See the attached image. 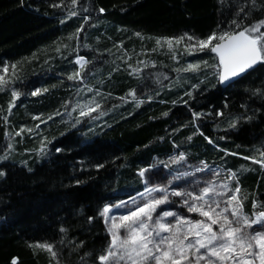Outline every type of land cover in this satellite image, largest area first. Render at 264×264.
Returning <instances> with one entry per match:
<instances>
[{
  "label": "trees",
  "instance_id": "obj_1",
  "mask_svg": "<svg viewBox=\"0 0 264 264\" xmlns=\"http://www.w3.org/2000/svg\"><path fill=\"white\" fill-rule=\"evenodd\" d=\"M241 8V19L251 10L248 24L264 19V0H0V69L7 65L5 79L14 82L0 88V156L9 157L8 134L24 124L40 123L47 138L42 155L16 147L0 163V264L13 257L18 264H99L110 240L104 205L136 196L144 186L138 169L162 167L181 152L189 165L235 171L244 210L251 214L253 200L264 210V165L256 163L264 160V95L255 94L264 93V63L224 87L203 65L194 75L177 71L214 64V53L188 54L187 40L171 49L157 44L226 29ZM78 55L88 59L83 76L96 71L88 91L102 110L96 119L79 118L77 91L67 81L80 72ZM129 64L143 71L133 74ZM13 89L20 97L9 115ZM36 242L53 244L57 256Z\"/></svg>",
  "mask_w": 264,
  "mask_h": 264
},
{
  "label": "snow or ice",
  "instance_id": "obj_2",
  "mask_svg": "<svg viewBox=\"0 0 264 264\" xmlns=\"http://www.w3.org/2000/svg\"><path fill=\"white\" fill-rule=\"evenodd\" d=\"M255 2L256 0H252L253 6ZM72 3L76 4L77 0H72ZM99 11L103 13L105 9L100 8ZM241 12H244L243 8L236 13V18L231 20L226 29L218 26V31H212L204 38L185 33L179 37L158 38L157 44L166 41L171 49L173 42L180 44L187 40L188 43L184 44V48L188 54L205 50L214 53V64L198 61L189 63L187 68L177 71H199L203 65L212 69L213 77L218 83H231L232 78L253 69L259 63H264V30H262L264 19L248 24L246 21L251 10L245 12L242 19ZM76 14L70 12L71 16ZM81 30L78 29L77 33ZM136 35L139 36L140 33ZM86 63L87 59L84 56L78 55L75 59V64L79 65L80 69H83ZM149 63L155 67V61H137V64H142L144 68H147ZM15 67L16 65H12L13 69ZM128 68L133 74L143 71L142 68L133 67L131 64ZM3 72H9L7 65L3 66ZM68 78L84 79L79 71L69 75ZM10 83L14 82L0 75V88ZM198 87L199 84L193 85V88ZM40 91L36 89L32 95H37ZM131 92L135 97V90ZM255 94L264 95L260 89H256ZM19 95L20 93L13 89V101ZM185 95L191 93L185 92ZM136 102L143 103L142 100ZM173 103L175 104L176 101ZM93 104L95 107L92 106ZM12 106L10 103L9 111ZM77 107L80 108V117H85L100 108V104L93 98L83 106L77 104ZM75 110L74 108L73 111ZM218 114L223 115L222 112ZM200 115L202 113L193 112L194 118ZM4 119L7 120V117ZM239 119V117L235 118L230 126L235 128ZM75 123H80V120L77 119ZM19 134L18 132L17 135ZM188 139L190 140L191 137ZM209 143L214 141L209 138ZM8 147L11 148V145ZM56 151L60 152L61 149L56 148ZM3 159L7 157L0 156V160ZM169 159L176 163L185 160L186 154L181 152L178 157ZM256 163L264 165V160H257ZM201 165L202 167H195L193 172L177 173L171 179H167L166 174L157 178L167 179L166 183H157L153 179L151 173L157 169L156 164L138 169L139 176L144 180L143 190L138 191L136 196H129L127 200L104 205L100 212L107 225L106 234L110 240L97 256L99 264H264V210H256L255 200L252 203L251 214L244 210V200L247 196H241V186L235 171L227 169L228 175L217 182L222 169L212 168L204 161H201ZM96 167L100 168L103 165L97 164ZM163 167L169 168V165L164 164ZM205 171L214 179L195 178L196 173ZM0 175L6 173L0 171ZM190 177L193 179H189ZM176 181H187V187H181L180 184L174 183ZM233 181L236 182L234 188ZM76 183L81 182L77 180ZM173 197L178 198V201L173 200ZM177 204L179 207H174ZM184 208L186 212L181 211ZM188 213L198 214L199 218L193 219ZM92 219L89 217V220ZM35 246L47 250L52 257L57 256L51 243L36 242ZM18 260V257H13L11 264H18Z\"/></svg>",
  "mask_w": 264,
  "mask_h": 264
},
{
  "label": "rangeland",
  "instance_id": "obj_3",
  "mask_svg": "<svg viewBox=\"0 0 264 264\" xmlns=\"http://www.w3.org/2000/svg\"><path fill=\"white\" fill-rule=\"evenodd\" d=\"M262 30H264V29H262ZM164 47H168L167 42H166ZM79 56H82V55H79ZM76 57L74 59H76ZM87 63H88V59H87ZM86 64L84 65L83 69H80V66L76 64L78 66V68L80 69V75L82 77H84L83 80H80V79L76 80V82H75L76 86H74L70 82L71 80L68 78L69 76H67V81H69L71 87L73 89H76V91H77V98L79 99L78 104H80L81 106H83V105L87 104L89 101H91L89 99L88 91H89V89L93 88L91 81H92V77L95 76V72H96L92 68L90 70L87 69V71H86L87 75L83 76V74H85V72H83V71L85 69ZM70 70H71V73H72L73 70L72 69H70ZM192 72H195V71H191L189 74H193L194 75L195 73H192ZM0 75L6 76V73L3 72V69H0ZM210 77L214 78L212 73H210ZM79 81H80V83H79ZM87 81H88V83H86ZM178 81L179 82H177L176 84H179V83L182 82V80H178ZM19 97L16 98L15 101L12 103L13 106L11 107V109L14 108V106H15L14 103L17 102L16 100L19 99ZM81 102H84V103H81ZM92 106L95 107V104H93ZM74 108L76 109L75 106H74ZM101 111H102L101 109L98 110V108H97L94 112H92L89 116H87L85 118H87V120L96 119L99 116H101ZM11 112H12V110L10 111L9 115H12ZM66 113H68V112H66ZM79 118H80V116H79ZM21 129H23V131H21ZM41 129L42 128H41L40 123L34 124L32 126L24 124L20 128H16L15 130L9 132V134H8L9 136L7 137V145H11V148L8 147L6 155H9V157H12L14 151L16 150V147L19 148V149H23L24 151H28L29 149L33 150L32 147H34L35 148L34 151H38L40 153V155H42L43 152H41V148L43 146V142H45L44 141L45 138L42 139V137L40 135V133L42 131ZM29 130H31V131H29ZM18 132L20 133L19 135H17ZM27 138H31V139H34V140L30 141ZM43 150H44V146H43ZM4 157H6V156H4ZM9 157H7V158H9ZM172 157H178V156L175 155V156H172ZM3 160L5 161L7 159H3ZM3 160H0V163ZM164 164H168L169 168H164L163 166L162 167H157V169L153 170L152 173H151L153 179L156 180L157 183H166L167 179H171V177L174 176L172 174L174 171L185 170V172H193L195 167H201V165H198V164L193 165V167H189L190 165L187 164L184 160H181L179 162L174 163L169 158L165 160ZM170 169H172L173 171L170 172ZM165 174L167 175V179H157L158 177H162ZM227 175L228 174L225 171H221L217 182H219V180H223ZM201 177L203 179H205V180L214 179V177L210 173H208L207 171L198 172V173L195 174V178H201ZM189 179H193V178L190 177ZM174 183L180 184L181 187H187V181H176ZM232 187L233 188L235 187V184L233 182H232ZM173 200H177L178 201V198L173 197ZM162 207H164V206H162ZM174 207L178 208L179 205L178 204L174 205ZM181 211L182 212H186L187 210H186V208H184V209H181ZM188 215H190L193 219L199 218L198 214H195V213H188Z\"/></svg>",
  "mask_w": 264,
  "mask_h": 264
},
{
  "label": "water",
  "instance_id": "obj_4",
  "mask_svg": "<svg viewBox=\"0 0 264 264\" xmlns=\"http://www.w3.org/2000/svg\"><path fill=\"white\" fill-rule=\"evenodd\" d=\"M259 64H260V63H259ZM259 64H258V65H259ZM258 65L254 66V67H257ZM254 67H253V68H254ZM250 70H251V69H250ZM247 72H249V70L246 71V72L243 73V74H240L238 77L232 78V82H231V83H228V84H221V85H223L224 87L229 86L230 84L234 83L235 81H237L238 79H240L241 77H243Z\"/></svg>",
  "mask_w": 264,
  "mask_h": 264
}]
</instances>
